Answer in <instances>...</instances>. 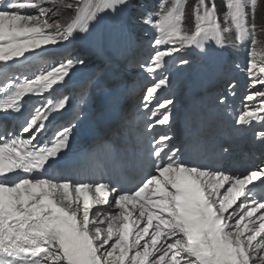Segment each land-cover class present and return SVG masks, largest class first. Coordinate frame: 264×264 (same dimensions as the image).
Returning <instances> with one entry per match:
<instances>
[{"label":"snow or ice","instance_id":"obj_1","mask_svg":"<svg viewBox=\"0 0 264 264\" xmlns=\"http://www.w3.org/2000/svg\"><path fill=\"white\" fill-rule=\"evenodd\" d=\"M187 3L161 0L155 12L140 17L157 32L144 65L157 79L145 89L143 106L148 108L169 84L163 74L168 58L182 49L248 43L244 71L252 90L235 124L253 130L264 145V39L257 38L256 24L264 0H224L222 20L216 0H196L191 28L185 24ZM134 7L133 0H0V62L31 53L41 64L38 72L21 73L22 79L9 77L5 69L0 87V114L23 115L17 129L0 134L6 137L0 139V264H264V195L256 191L257 182L264 185V166L228 172L192 164L169 146V136L161 135L150 154L152 171L132 189L102 179L61 182L48 174L73 131L70 124L61 125L40 146L48 123L69 104L55 86H63L77 66L87 67L90 57L50 61L37 50L63 47L88 32L100 14ZM62 8L74 11L71 22L61 23ZM179 62L188 64L184 58ZM235 88L229 82L227 91L235 95ZM45 93L43 102L29 107L25 97ZM226 101L227 96L221 100L225 108ZM172 104L165 98L156 110L170 114ZM169 114L156 123L167 124Z\"/></svg>","mask_w":264,"mask_h":264},{"label":"rangeland","instance_id":"obj_2","mask_svg":"<svg viewBox=\"0 0 264 264\" xmlns=\"http://www.w3.org/2000/svg\"><path fill=\"white\" fill-rule=\"evenodd\" d=\"M68 2L72 1L68 0ZM145 9L146 5L143 4L136 6L130 12H120L117 14L102 13L98 20L92 22L88 32L80 33L71 43L63 42V47L60 45H48L46 46L48 49L47 53L43 52L42 49L37 50L50 61L53 59L60 60L66 56L77 54H87L90 57L89 66L92 67L93 71L88 82L89 85L85 97L79 105L80 109L86 110L91 109L92 107L93 109L95 108V104L100 99V94L109 85V82L112 81L115 76L116 66L119 65L120 62L111 48L103 49L102 47L103 33L106 27H114L120 24L124 26L123 30L125 35L122 38V49L127 46L125 58L128 59V64L127 66L124 65L121 67L124 72L131 74V83L133 82L140 88L138 96L135 97V99L144 96L145 89L152 86L157 79V75L147 73L144 67L145 63L153 53L152 41L157 36L151 38L152 33L155 30L150 26L141 23L138 18V16L142 17L144 15L145 12L142 10ZM260 34L261 33L258 30V36H261ZM117 39L119 40L120 36H118ZM138 39L140 40L138 41ZM131 40L133 42H131ZM89 46H91L92 49H90ZM130 46H133V49H131ZM220 50L221 47L217 46L214 42H209L204 50L194 47V54L192 56H188L185 52L180 51L175 54V56H179V60L169 58L168 67L163 73L168 76L169 84L158 91L157 99L153 100V102H155L154 105L158 108V101L165 98L172 99L173 104L169 106L170 113L175 110L177 111L182 105H187L185 102L187 100L189 87L195 80L196 74L200 71L204 72V67L202 66L203 63L194 57L197 56L201 59L204 57H207L208 59L211 58V64L208 65V68L212 69L209 73V82L211 83V86L207 94L202 95L204 98L200 97L196 99L200 106L191 113L192 119H197L209 111L218 110L223 113H230L234 108H238L239 110L243 109L244 105L248 103L245 100V96L252 90L249 87V78L244 71V73L240 72L236 74L238 77L244 78V81H239L238 84L233 82L234 77H230L229 79L222 77L216 80L214 78V72L218 68V54ZM124 52L125 50H122V53ZM53 53L54 56L51 55ZM181 58L187 59L188 64H181L179 62ZM39 70H41L39 58L31 53H26L25 57H22L21 59V68L19 71H9L7 75L9 77L13 76V74L21 76V73L31 75ZM243 74L245 76H242ZM70 75L71 78L72 76L76 78L73 72H71ZM2 79L5 80V76ZM229 82L236 85L235 95L230 91H227ZM257 87H259V85ZM207 95L209 98H207ZM225 96H227V108L221 103V100ZM41 101L42 99H37V103H40ZM186 108H189V106L187 105ZM163 111L165 114H169L164 109Z\"/></svg>","mask_w":264,"mask_h":264},{"label":"bare ground","instance_id":"obj_3","mask_svg":"<svg viewBox=\"0 0 264 264\" xmlns=\"http://www.w3.org/2000/svg\"><path fill=\"white\" fill-rule=\"evenodd\" d=\"M123 28L124 26L122 24L116 25L114 27H106L103 33L102 46L103 49L111 48L117 56L121 55L122 59L123 57H125V53L127 51V46L123 47L122 49V38L125 35ZM118 36H120L119 40L117 39ZM122 50H125V52L122 53ZM21 59L22 57L19 58L18 61H9L7 62V64H5L4 62H0V79L5 76V69L7 70V73L9 71H17V69L21 67ZM72 72L76 76L75 79L67 77L63 86H55L59 87L58 95H67L70 91H73L75 93L74 96H72V99L69 101H72L69 107V113H71L72 116L61 118L56 124L55 130L64 124H70L73 128H77L82 123L91 118L94 114L98 113L103 107L105 109V112L103 114L104 117L109 115L114 116L117 113V109L121 105L128 104L127 115L122 118V121H119L107 132L100 133L101 137L95 142L96 144L100 145L103 142L110 143L107 149L110 150L111 153H114L119 152L121 150L119 142H125L131 137L137 140H143L149 145V142L151 140L156 141L161 135H167L170 137V141H168L169 146L179 148L181 150L183 159L191 163L188 158L184 155V150L187 144V140L190 141L191 137H194L195 134H191L188 137L183 136L182 123H177L170 129H164L160 124H155L156 126L154 128L148 127L150 121H152L151 124H154L157 121L156 119L162 118L163 113L160 110H156L157 107L153 106V101L148 108H145L143 106V96H140L135 99V97L138 96L139 92L138 85H135L133 82L131 83V74L124 72V70L121 69L120 65L116 66L115 76L113 77L112 81L109 82V85L100 94V99L95 104L94 109L92 107L91 109L82 110L79 107L80 103L85 97L86 90L89 85L88 82L92 74V67L89 66V64L87 67L77 66V68L73 69ZM22 78L23 77H21V79ZM3 82L4 80H0V87L3 86ZM0 94L3 95L2 93ZM104 95H108V98L104 99ZM45 96H48V93H45L43 97H37L34 95L30 98L25 97V100L30 99V107L32 104H39L37 103V99H42L41 102H43ZM48 98L51 99L52 97L49 96ZM104 101L107 102L106 105L103 104ZM188 117H190V114H188L186 118ZM200 117L201 120L203 118H205L206 120L209 119V116L206 114H203ZM199 118L196 119V121H198ZM22 122L23 115L16 119L9 120L5 124V126L6 128L9 127L10 129L14 130L17 129L19 124ZM184 122H186L187 126V121L185 119ZM189 126L191 127V124H189ZM200 126V129L205 131V128L207 126L203 125L202 123L200 124ZM218 126L219 128L224 130H229L231 132L234 131V129H232L229 123L227 122H223ZM186 131L189 132V129H186ZM95 132H98L97 129L95 130ZM210 136L212 153L213 151H215L216 147V145H214V143L212 142L213 140H215V138L219 139L220 136L215 137L212 133L210 134ZM216 152L219 153V150H217ZM227 155L232 157L230 152H228ZM99 156L100 154H97L95 157ZM95 167H98V164H96ZM97 170L98 169L91 167L84 168L76 173L61 172L56 175L55 178L60 180L61 182L64 179H70L74 181L99 180L100 174L98 172L99 170Z\"/></svg>","mask_w":264,"mask_h":264},{"label":"trees","instance_id":"obj_4","mask_svg":"<svg viewBox=\"0 0 264 264\" xmlns=\"http://www.w3.org/2000/svg\"><path fill=\"white\" fill-rule=\"evenodd\" d=\"M73 2V0H71ZM161 2V0H133L134 5L139 6V5H146V10L150 11L151 13L155 12L157 9L158 4ZM196 3V0H188L187 3V8H186V14H187V19L185 21V24L187 27L191 28L193 26V20H192V8L193 5ZM217 8H218V13L221 16V20L223 17V13L225 12V7H224V0H216ZM135 8V7H134ZM140 14V13H139ZM138 14V15H139ZM74 16V11L72 9H65L62 8L61 14H60V21L61 23H69L71 22V19ZM141 16H138L140 19ZM256 24L258 26V30L260 28H264V11L258 10L257 16H256ZM261 36H258V39H264V33L260 34ZM231 39V38H229ZM140 40V39H138Z\"/></svg>","mask_w":264,"mask_h":264}]
</instances>
